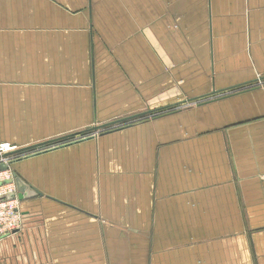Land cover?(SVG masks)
Wrapping results in <instances>:
<instances>
[{"label":"crops","instance_id":"0c3cea01","mask_svg":"<svg viewBox=\"0 0 264 264\" xmlns=\"http://www.w3.org/2000/svg\"><path fill=\"white\" fill-rule=\"evenodd\" d=\"M263 77L264 0H0V145L148 113L13 166L0 264H264Z\"/></svg>","mask_w":264,"mask_h":264},{"label":"water","instance_id":"95a60500","mask_svg":"<svg viewBox=\"0 0 264 264\" xmlns=\"http://www.w3.org/2000/svg\"><path fill=\"white\" fill-rule=\"evenodd\" d=\"M263 80H264V77L262 79H259L257 81V83L259 81L262 82ZM259 88L260 87H256V88H253L252 90H256ZM252 90H246V91H242L240 93L231 94V95L224 97V98L233 97L236 95L243 94L245 92H250ZM178 112H180V110L173 112L172 114H175ZM146 115H148V113L136 115V116L125 118V119H120L118 121H114V122L108 123L106 125L92 127L90 129H87V130L80 132L76 135H71V136H66V137H62L59 139H55V140L46 141L43 143H39L37 145H32L30 147L15 149L14 151H11L9 153H6V154L0 156V161L3 159L10 160L9 164L0 163V171H7L9 169H12L11 166H14L16 163H18L24 159L33 158V157H36L38 155L57 150L60 147H64L65 144H67V143H77V142H81L84 140L92 139L95 137L94 134H96L98 132H101V134L110 133L111 131L117 130L118 128L117 129H111V130H107V129L114 128L118 125L126 124V126H129V125H131L132 122L138 121L139 119H141L142 117H144ZM104 130H107V131L104 132ZM78 137H79V139H78ZM14 175H15V183H16V187H17V193L10 195L8 197L9 199L18 198L19 201H23V200H30L33 198H37L38 196L41 195L40 191H38L37 189H34V187L32 188L16 172Z\"/></svg>","mask_w":264,"mask_h":264},{"label":"built area","instance_id":"2783aa9c","mask_svg":"<svg viewBox=\"0 0 264 264\" xmlns=\"http://www.w3.org/2000/svg\"><path fill=\"white\" fill-rule=\"evenodd\" d=\"M98 132L94 136H98ZM15 147L0 145V156L14 151ZM0 163L8 164V160L3 159ZM12 169L0 171V240L20 233L23 230L24 221L20 211V201L18 198L9 199L10 195L17 193L15 175Z\"/></svg>","mask_w":264,"mask_h":264},{"label":"rangeland","instance_id":"374dc122","mask_svg":"<svg viewBox=\"0 0 264 264\" xmlns=\"http://www.w3.org/2000/svg\"><path fill=\"white\" fill-rule=\"evenodd\" d=\"M254 87V86H253ZM253 87H250L249 89H251V88H253ZM256 87H264V81H262V82H260V83H258L254 88H256ZM248 89V88H247ZM243 90H246V89H240V90H238V91H234L232 94H234V93H240L241 91H243ZM231 95V94H230ZM180 109V108H179ZM178 109H174L173 111H177ZM170 113V112H169ZM163 113H156V115H154V116H157V115H162ZM151 118V117H150ZM148 119V118H147ZM140 121V120H139ZM137 121H134V122H132V123H136ZM126 125V124H125ZM125 125H118V126H116V127H114V128H110V129H107V130H111V129H117V128H121V127H123V126H125ZM107 130H104V132L105 131H107ZM99 134H101V133H99ZM78 139H79V137H78ZM9 161L10 160H8V164H9ZM12 167V170L14 171V169H13V166H11ZM15 172V171H14Z\"/></svg>","mask_w":264,"mask_h":264}]
</instances>
